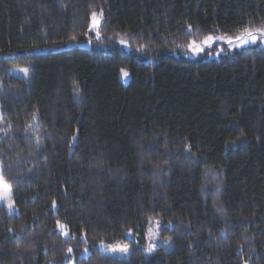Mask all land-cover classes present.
<instances>
[{"label":"trees","instance_id":"16d2710c","mask_svg":"<svg viewBox=\"0 0 264 264\" xmlns=\"http://www.w3.org/2000/svg\"><path fill=\"white\" fill-rule=\"evenodd\" d=\"M245 26H264V0H0V169L18 209L0 205V264H264V46L180 47Z\"/></svg>","mask_w":264,"mask_h":264},{"label":"snow or ice","instance_id":"6c2138e0","mask_svg":"<svg viewBox=\"0 0 264 264\" xmlns=\"http://www.w3.org/2000/svg\"><path fill=\"white\" fill-rule=\"evenodd\" d=\"M90 19H91V23L89 25L88 31L93 32L95 34L96 39L99 40L100 39V31H99L100 19L98 18L97 13L92 12ZM191 29H192V26L188 25V30L191 31ZM72 39L75 40L76 38L73 37ZM258 39H260V42L264 44V26L255 27V28L250 27V26H245L243 27L242 31H240L235 36V38H233L232 36H228V35L214 36L212 34H208V35L203 36V38L200 39L199 42L193 39L186 45H180V47L182 48L187 47L191 51L192 54L199 55L205 51V48L213 49V45H216L217 41L224 42L229 48H244L247 45L256 44ZM89 42H91V37H89ZM120 43L122 45H126V41L123 39L120 40ZM213 51L215 55L219 56L224 51V47H219V50L214 49ZM209 54H212V53H209ZM22 71L24 73H27L28 69L25 68ZM121 73L123 77H128L129 75V73L124 69H121ZM35 119H36V114L34 113L33 120ZM2 120H3V115L0 114V121ZM73 139H75V137H73ZM12 197H13L12 187L7 181V179L4 177L3 170L0 169V202L7 203L8 208L13 209L14 203H13ZM55 204L56 202L53 201L54 207H55ZM57 224H58L59 230L61 231L62 235L68 236L69 233L66 230V225L61 224L59 221H57ZM132 234H133L132 231L129 230L128 235H132ZM146 235L149 241L157 240L160 238V221L159 220L155 221V230L153 228H149ZM170 240H171V237L165 238V242L170 241ZM101 246H104L103 241H101ZM147 247L150 253L154 252L156 249V245L153 243H149ZM67 251L68 253H72L73 249L68 248ZM111 251L113 253L119 252V253L126 254L128 252V248L127 247L111 248ZM86 252H87V249H85V253ZM244 264H248V261L245 260Z\"/></svg>","mask_w":264,"mask_h":264},{"label":"rangeland","instance_id":"374dc122","mask_svg":"<svg viewBox=\"0 0 264 264\" xmlns=\"http://www.w3.org/2000/svg\"><path fill=\"white\" fill-rule=\"evenodd\" d=\"M97 15H98V18L100 19V23H101V17H102V15H101V13H97ZM237 34H238V33H237ZM237 34H234V35H229V34H218V35H214V36L228 35V36H232L233 38H235V36H236ZM198 42H199V41H198ZM254 45H261V46H264V44H262V43L260 42V39H258V40H257V43L254 44ZM248 46H252V45H247V46H245V47H248ZM219 47H224V51H223L220 55L225 54V53H227V52H229V51L236 50V49H237V50L242 49V48H229L224 42H222V41H217V44H216V45H213V49L205 48V51H204L203 53L199 54V55H194V54H192L191 51L186 47V48L184 49V51H183V55H186V56L189 57V58H195V57H199V56H202V55H204V54H207V59L217 58V57H219L220 55H219V56L215 55L213 50H214V49H215V50H219ZM245 47H244V48H245ZM126 48H127V50H129V46H128V45L126 46ZM209 53H212V54H209ZM11 72H14V70L11 71ZM15 72L18 73L19 70L15 71ZM27 74H28V71H27V73L22 72V75H23V76H26ZM124 78L126 79V77H124ZM0 205H5V206H7V203L0 202ZM7 208H8V206H7ZM8 211H9V213H11V214H15V213L18 212V209H17L16 206L14 205L13 209H9V208H8ZM153 229L155 230V224L153 225ZM129 238L132 239V238H131V235H129ZM146 239H147V236H146ZM132 240H134V241L137 242V239H136V238H133ZM149 243H153V244H155V245H156V248L159 247L160 245H162V244H161V240H160V238L157 239V240H152V241H149V240L147 239V246H148ZM118 247H127V246L106 247L105 244H104V246H101V248L103 249V251H104L106 254L111 255V256H115V257H119V258L127 259V258L129 257V255H130V247H127V248H128V252H127L126 254L119 253V252L113 253V252L111 251V248H118Z\"/></svg>","mask_w":264,"mask_h":264}]
</instances>
